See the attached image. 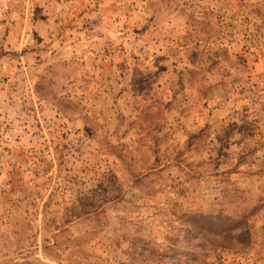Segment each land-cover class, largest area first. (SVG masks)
<instances>
[{
  "label": "rangeland",
  "instance_id": "1",
  "mask_svg": "<svg viewBox=\"0 0 264 264\" xmlns=\"http://www.w3.org/2000/svg\"><path fill=\"white\" fill-rule=\"evenodd\" d=\"M0 264H264V0H0Z\"/></svg>",
  "mask_w": 264,
  "mask_h": 264
},
{
  "label": "trees",
  "instance_id": "2",
  "mask_svg": "<svg viewBox=\"0 0 264 264\" xmlns=\"http://www.w3.org/2000/svg\"><path fill=\"white\" fill-rule=\"evenodd\" d=\"M219 225H221V227H222V230H220L221 232H224V233H227V232H229V228H226V225L225 224H219ZM217 226H218V223H217Z\"/></svg>",
  "mask_w": 264,
  "mask_h": 264
}]
</instances>
